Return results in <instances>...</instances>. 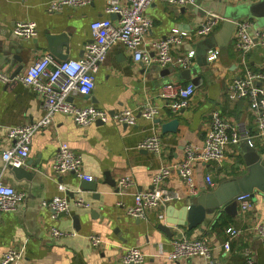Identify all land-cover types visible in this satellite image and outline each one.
<instances>
[{
    "label": "crops",
    "instance_id": "obj_1",
    "mask_svg": "<svg viewBox=\"0 0 264 264\" xmlns=\"http://www.w3.org/2000/svg\"><path fill=\"white\" fill-rule=\"evenodd\" d=\"M50 1L0 0V52L5 50L12 58L18 48L21 49L25 67L20 73L45 51L57 59L81 57L84 44L92 37L91 22L103 18L118 19L116 14L107 12L108 0H90L86 5L65 7L57 12L48 10ZM229 2L238 3L236 0ZM147 13L153 19V27L146 36V45L165 36L173 27L194 30L206 14L199 7H179L161 1L154 2ZM245 18L249 17L242 19ZM22 20L37 23L36 37L26 39L14 34V25ZM251 20L253 29H259L258 23ZM260 27H264V22ZM62 32L68 33V41L57 40L54 48L58 53H53L47 36ZM234 33L227 44L215 46L221 51L217 60L200 65L198 69L203 77L202 84L196 89L190 106L177 113L171 111L167 105L168 99L162 96V92L167 87L189 82L181 77V70L156 63L146 65L137 62L123 44L114 45L98 67L92 93L74 94L72 99L79 105L93 104L110 113L126 108L139 110L150 101L160 108L158 115L150 120L137 111L134 125L108 120L81 126L70 115L56 113L49 127L33 135L30 155L23 166L30 176L18 179L10 173L5 175L6 181L24 191L26 196L14 210L0 213V258L9 246L16 245L20 249V256L14 264H125L121 261V255L131 247H139L145 254L140 264H210L209 260L198 255L180 260L168 259L171 240L182 234V237L207 239L212 246L211 260H218L221 264H244L248 253L255 258L256 264H264V240L255 232V225L264 218V193L259 191L255 192L256 199L248 211L242 212L238 206L234 213L222 211L209 216L203 229L186 230L169 223V218H179V208L188 204L191 196L188 187L175 173L166 178L163 185L176 189L180 194L179 199L152 210L143 219L132 217L125 211L126 206L134 202L137 190L152 187L155 172L162 165L182 159L187 142H203L213 110H220L237 126L242 136L246 131L250 134L255 131L256 125L247 100H234L226 93V84L240 75L242 69ZM198 42L188 38L181 50H196ZM246 59L252 68L261 69L264 50L257 46L247 53ZM3 63L0 70L11 75L15 67L11 64L3 66ZM17 64L16 61L15 66ZM42 103V96L21 82L5 83L0 80V166L3 163L2 153L10 143L7 128L40 119L44 115ZM173 117L179 119L177 131L163 132L162 122ZM154 133L161 136L163 149L160 155L140 146ZM61 142H67L81 153L84 171L95 177L94 180L85 181H96L95 190L82 186L83 179L75 173L55 172L54 157ZM242 142L230 143L222 162L195 164L196 195L211 191L223 180L245 172ZM255 145L254 148L262 155V147ZM107 172L114 185L106 181ZM208 173L214 177V187L207 186L205 177ZM126 175L134 178L135 184L125 190L119 189L117 181ZM61 187L65 191H60ZM64 192L72 202L71 209L54 218L51 210L42 206L41 201ZM79 198L89 205L76 204ZM169 207L174 208V212L168 213ZM219 219L224 227L214 229ZM160 223L170 226L174 235L167 236L158 227ZM52 227L75 231L76 235L53 240ZM229 227L241 229V233L231 236L227 232ZM92 233H98L102 238L98 248L91 246L89 235ZM226 240L230 241L229 251L224 249Z\"/></svg>",
    "mask_w": 264,
    "mask_h": 264
},
{
    "label": "built area",
    "instance_id": "obj_2",
    "mask_svg": "<svg viewBox=\"0 0 264 264\" xmlns=\"http://www.w3.org/2000/svg\"><path fill=\"white\" fill-rule=\"evenodd\" d=\"M161 1L179 7H199V0H108L107 12L116 14L117 21L109 18L96 19L90 24L92 37L83 46V54L79 58L57 59L48 51L37 56L23 73L15 76L0 70V80L21 82L42 96L44 115L38 119L7 128V139L10 141L7 149L2 153L4 167L0 169V213L10 211L24 200L26 193L16 189L5 179V170L8 165L24 166L30 155L33 135L49 127L56 113L70 115L77 124L89 126L98 121L115 120L119 123L134 125L137 111L146 119H154L160 108L150 101L143 104L139 110L122 109L110 113L108 110L96 107L93 104L79 105L72 99L74 94L90 95L95 87V74L99 65L104 62L110 49L118 44H123L131 53L134 60L150 65L159 64L162 67L172 66L178 70L191 68L196 64L197 53L195 49L181 50L188 38L201 40L210 36L222 23L224 17L208 11L192 30H183L173 27L168 34L154 39L146 45V36L153 27V19L147 13L148 8ZM242 1V0H238ZM256 1V0H244ZM90 0H51L48 10L57 12L65 7H78L89 3ZM14 34L26 39L38 35V25L33 20L18 21L13 27ZM235 47L240 52V75L231 78L226 84L227 95L234 100H247L251 109L255 131L250 134H240L237 126L215 109L210 113V120L204 140L201 144L187 142L184 145L183 157L176 162L162 165L155 172L153 185L148 189H139L134 193V202L126 206L125 211L137 219L146 218L152 210L168 202L179 199L180 194L176 189L163 185L166 178L177 174L188 187L190 195L198 192L196 181V163L222 162L226 158V150L230 143H239L246 140L250 146L262 147L264 156V65L261 69H254L248 65L247 53L259 46L264 50V27L253 29L251 19L236 21ZM219 48L208 50V62L217 60L220 56ZM197 87L192 83L177 84L163 90L162 96L168 99L167 105L174 113L190 106ZM141 147L160 155L163 149L161 136L154 133L140 144ZM54 170L58 174L75 173L83 180H94L95 177L83 169V158L79 151L72 148L67 142H61L54 157ZM208 187H214V177L208 173L205 177ZM135 184L131 176H121L117 181L119 189ZM60 191H65L61 187ZM242 212L248 211L254 199L250 193H241L236 198ZM78 205H89L79 198ZM42 206L51 210V216L56 218L63 212H69L72 202L67 194H55L50 199H43ZM227 232L231 236L239 235L241 229L229 227ZM255 232L264 240V218L255 225ZM76 235L75 231L63 230L58 227L51 228V237L58 240L64 236ZM91 246L100 247L102 238L98 233L89 235ZM224 249H231L230 241L226 240ZM202 256L210 264H221L212 259V246L207 239L202 237H177L171 240V250L167 257L170 260H180L192 256ZM20 256V249L16 245L9 246L0 258V264H14ZM145 254L139 247H131L121 255L125 264H140L144 261ZM244 264H256L255 258L247 254Z\"/></svg>",
    "mask_w": 264,
    "mask_h": 264
},
{
    "label": "water",
    "instance_id": "obj_3",
    "mask_svg": "<svg viewBox=\"0 0 264 264\" xmlns=\"http://www.w3.org/2000/svg\"><path fill=\"white\" fill-rule=\"evenodd\" d=\"M238 3L232 4L229 0H202L200 2L199 9L202 13L207 11L217 12L224 17L221 28L212 36L206 39L199 40L196 46L197 62L191 68L182 69L180 75L183 79L189 80L197 88L202 84L203 77L199 74V67L206 61V55L210 48L217 46L218 44H227L235 31L236 21L243 17H249L253 19L258 27L264 21V0L257 1H238ZM255 23V24H256ZM256 27V26H255ZM68 33L62 32L61 34H48L49 48L53 53H58L57 48H54L57 40H63L67 42ZM21 49L12 58L8 57V54L0 52V65L11 64L13 68L12 76L22 72L25 67L22 56L20 55ZM16 61L18 62L15 66ZM2 66V67H3ZM179 125V119L173 117L165 122H162L161 127L163 132H176ZM242 142V152L245 160V172L239 176L231 177L223 180L219 186L211 191H204L198 195H191L189 197L188 204H185L179 208L177 215L179 218H169V223L176 224V226H182L186 230H193L196 228L203 229V225L211 215L221 213L222 211L234 213L238 208L237 196L241 193H250L253 199H256V191L264 193V156L261 155L253 146H250L246 140ZM4 167V161L0 166V169ZM4 174H12L16 178L21 179L23 177H29V172L23 166L6 167ZM108 178L106 181L109 184L114 185V182L110 180L108 172L106 173ZM82 186H87L93 190L97 188V182H88L83 180ZM174 207V206H173ZM174 212V208L169 207L168 213ZM176 216V215H175ZM168 221V220H167ZM78 219L75 217V223ZM158 227L169 237L174 235V231L170 226L164 223H160ZM182 237V234H179Z\"/></svg>",
    "mask_w": 264,
    "mask_h": 264
},
{
    "label": "trees",
    "instance_id": "obj_4",
    "mask_svg": "<svg viewBox=\"0 0 264 264\" xmlns=\"http://www.w3.org/2000/svg\"><path fill=\"white\" fill-rule=\"evenodd\" d=\"M223 228L224 227V223L222 222L221 219L217 220L214 224V229H218V228Z\"/></svg>",
    "mask_w": 264,
    "mask_h": 264
},
{
    "label": "rangeland",
    "instance_id": "obj_5",
    "mask_svg": "<svg viewBox=\"0 0 264 264\" xmlns=\"http://www.w3.org/2000/svg\"><path fill=\"white\" fill-rule=\"evenodd\" d=\"M244 18V17H243ZM264 22V21H263Z\"/></svg>",
    "mask_w": 264,
    "mask_h": 264
}]
</instances>
